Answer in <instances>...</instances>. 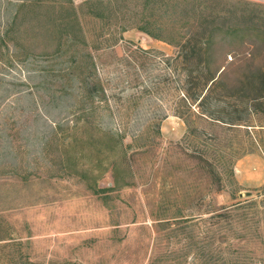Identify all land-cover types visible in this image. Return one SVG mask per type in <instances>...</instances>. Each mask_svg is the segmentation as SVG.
<instances>
[{
	"label": "rangeland",
	"instance_id": "374dc122",
	"mask_svg": "<svg viewBox=\"0 0 264 264\" xmlns=\"http://www.w3.org/2000/svg\"><path fill=\"white\" fill-rule=\"evenodd\" d=\"M84 1L0 0V264H264V0H177L246 28L213 82L137 29L144 0L73 41Z\"/></svg>",
	"mask_w": 264,
	"mask_h": 264
},
{
	"label": "trees",
	"instance_id": "16d2710c",
	"mask_svg": "<svg viewBox=\"0 0 264 264\" xmlns=\"http://www.w3.org/2000/svg\"><path fill=\"white\" fill-rule=\"evenodd\" d=\"M118 1L119 0H115V2L103 0H85L83 4L79 7V9H73L74 26L67 28L71 32L72 40L76 41L80 38V40L84 42L82 27L79 23L80 13L82 15H87L92 18L100 19L103 21L104 25H107L110 24L112 18L115 20H117L118 18L120 9ZM161 1L162 3L156 0H144L143 8L138 20L139 23L137 29L154 40L161 41L170 45H176L179 48V54L176 59L182 60L185 66L191 63V66L194 65L196 66V68L200 66H202L203 69L207 68L209 73L208 81L213 82L216 78L215 72H217V69L219 71L220 68L222 69L223 67H225V56L227 54L226 52H223V48H225L226 45L225 39H227V37H233L239 32L244 33L246 31V28L240 29L239 27H237V25L239 24L233 25V22H230V20H227L225 18L226 15H231L232 13H234L235 18V11L230 12L229 9H226V14L223 15L222 19L225 18V21H221L220 13H218V16H212V13L205 12L206 10L213 11V8L211 9L209 7L208 9H202L198 12L197 17L189 16L187 12L186 14L183 12L179 15L175 12L178 5L177 0ZM161 10L163 12H161ZM183 11H187V9L183 8ZM167 12L171 13L170 16H167ZM188 13H190V11ZM243 16L244 15H241L240 17ZM208 20H210V23H212L215 27L208 28V26L205 25ZM181 23H184V26H187V28L190 29L192 34L190 33L189 35H186V32L183 34L182 27L179 26V24ZM64 26H66V24ZM200 30H202L204 33L200 37H196L195 34L198 33ZM218 32L223 33L222 37L218 35ZM211 67H215L216 70L214 68V71H210ZM185 70H187V72L189 73H192V71H189L187 68ZM198 70L199 69L197 68L196 71ZM236 80V89H239L241 92L240 95H236H238V97L242 98L244 101V98L246 96L245 89L248 84L250 85L251 83L245 75L240 76ZM205 83H208L207 80L205 81ZM205 86L206 84L202 85L199 88L200 93L196 96L197 99L200 98L199 105L205 103V95H203ZM253 86V92L255 96L252 98V101L256 102L257 107L255 108V111H259L261 110L260 107H262L263 105V103H260V100L264 99V78L263 80L261 79L259 83L255 82ZM243 111L246 113L247 109L244 107ZM204 112L205 111H203V114ZM208 116H210V114ZM215 119L219 120L217 118ZM219 121L231 126L239 125L242 122L246 123V121L241 118L234 121H223V119L222 121ZM262 195L264 196V192L262 193ZM240 203L241 202H237L235 205H233L232 209L234 211L239 210L238 207L241 205L238 204ZM249 203V207L255 205V202L253 200ZM262 209L264 216V207H262ZM219 210H225L227 211V213H229L231 209L228 210L227 208L222 207ZM222 214V212L218 213V217H223ZM255 215L258 216L260 214H257L255 212Z\"/></svg>",
	"mask_w": 264,
	"mask_h": 264
},
{
	"label": "water",
	"instance_id": "95a60500",
	"mask_svg": "<svg viewBox=\"0 0 264 264\" xmlns=\"http://www.w3.org/2000/svg\"><path fill=\"white\" fill-rule=\"evenodd\" d=\"M248 194V193H247Z\"/></svg>",
	"mask_w": 264,
	"mask_h": 264
}]
</instances>
